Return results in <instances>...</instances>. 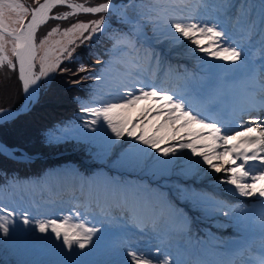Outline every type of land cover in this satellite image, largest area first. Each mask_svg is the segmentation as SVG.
I'll return each mask as SVG.
<instances>
[{
    "label": "snow or ice",
    "instance_id": "6c2138e0",
    "mask_svg": "<svg viewBox=\"0 0 264 264\" xmlns=\"http://www.w3.org/2000/svg\"><path fill=\"white\" fill-rule=\"evenodd\" d=\"M34 2L36 7L26 6L21 0H0V68L6 66L15 70L18 66L19 80L29 99L37 96L41 80L52 72H70L73 77L87 73L89 78L100 82L103 77L90 73L85 63H79L75 71L61 65L65 60L69 64L73 62L75 48L79 47L77 39L83 43L91 40L94 34L104 31L105 16L72 23L63 29L61 35L64 39L54 40L51 45L49 39L60 33V26L52 27L39 40V45L36 43L37 30L49 19L61 20L81 12L97 14L113 10L110 0L91 7L72 0ZM57 6L72 11L50 16L52 9ZM29 15L31 19H26ZM154 23L174 45L187 42L188 53L209 73L227 66L235 68L244 62L242 48L235 43L231 32L219 19L213 22L195 15L185 16L171 4L160 10ZM39 51H43L44 55L40 57L37 73L34 68ZM220 61L224 63H218ZM71 82L76 85L81 80L72 79ZM124 87L126 90L123 93L111 97L116 102H103L96 107L81 106L80 111L86 116L84 123L87 127L93 128L103 121L116 141L127 136L145 146L141 151L152 149L154 153L167 158L165 163H175L187 150L192 157H198L194 161H186L189 173H203L206 177L222 174L216 178V182L230 186L226 191L264 201V118L259 115L264 111V98L258 102V107L252 104L247 108H238L231 119H224L214 105L203 102L196 91L173 92L143 81H134ZM141 101L145 102L144 105H140ZM134 111L135 115L132 114ZM251 112L257 115L247 121L240 120L241 116ZM10 116V111L0 108V122ZM237 120H240L239 124L235 123ZM237 127L239 131L235 130ZM4 150L0 146V151ZM204 165L207 167L204 168ZM257 181L261 183L257 185ZM201 202L206 212H219L222 208H228L224 215L231 216L236 211L211 196L201 197ZM0 213H5L0 215V233L7 235L9 225L13 223L9 218H15L17 213L3 207H0ZM80 217L81 213L75 211L61 219L37 220L35 227L42 234L54 235L69 250L73 246L84 249L101 228L90 227L86 219ZM21 219L25 225L32 222L27 211ZM261 229L264 236V217L261 218ZM127 256L129 259L123 264H153L154 260L159 259L157 255L136 249L129 251ZM159 264L177 262L165 255L159 259Z\"/></svg>",
    "mask_w": 264,
    "mask_h": 264
},
{
    "label": "rangeland",
    "instance_id": "374dc122",
    "mask_svg": "<svg viewBox=\"0 0 264 264\" xmlns=\"http://www.w3.org/2000/svg\"><path fill=\"white\" fill-rule=\"evenodd\" d=\"M252 1L258 11L256 0ZM199 2L192 0L189 3L180 5L181 8H178V10L182 11L185 16L195 15L213 22L216 19L223 21L230 32L231 30L234 31L235 40L239 44L252 42L254 35L261 30L259 23L260 14L258 22L254 21L252 13H246L245 15L244 13L248 12L250 7L245 2L241 3V0H200ZM82 21L87 22L89 20ZM64 28L67 27L60 26V33L49 39V45L54 40L64 39L61 35ZM134 31L136 33V30ZM165 38L166 42L164 44L167 47L162 48L163 51L171 54L172 57V51L178 53L177 60L183 62L185 65L182 71L175 73L170 68L165 69L161 67L158 71L155 70L153 72L151 67H148L145 69L137 68L136 71L132 72H115V77L108 80L110 84L107 87L108 93L105 102H116L111 97L118 93H123L126 90L124 86L131 85L134 81L154 83L161 88H166L173 92H187L189 89L186 87V82H189V86L193 88L196 80L199 82L205 80L206 71L188 53L187 42L174 45L172 42L170 43L171 40L167 35H165ZM158 47L159 45L156 46V48ZM43 55V51L38 52L37 64L39 66L40 57ZM197 55L202 54L198 53ZM114 86L116 88H112ZM144 103V101H141L140 105H144ZM132 114L135 115V111ZM151 131L156 130L152 129ZM109 135H111L110 132ZM141 145L127 136L119 141H116L114 137L111 143L104 144L106 147V159H108L104 163V166L109 167V169L117 168L116 176L124 179L126 175H129V173L124 171L125 169L128 168L135 171L134 168L128 166L126 163L134 162L135 158L132 159V155L136 154L140 158H143L140 153L136 152V147ZM149 151V155L143 160V167L137 169L136 173L142 176L140 180L145 182V186L152 184L149 178H152L157 173H153L150 168L153 162L158 159L162 160L164 170L161 171H164L166 174L157 175V177L160 180L161 190L173 206V211H171L170 205L166 204L161 198H158L154 202L146 195L143 198L140 197L139 202L140 205L144 206L143 211L147 215L160 214L155 222H150V219H146V214L134 213L137 208L136 204L128 207L123 206L121 211H114L112 215H99L96 212H91V207L87 205L86 197H89L91 194L89 188L86 187L84 194L82 193L73 197L72 202L64 201L57 205L48 200L42 202V214L28 212L32 222L25 225L21 217L29 209L22 208L21 206L24 205L26 207V205L19 203V199L14 196L12 198H0V207L15 210L17 213L15 218H9L13 220V223L9 225L8 234L0 233V247L8 254L12 253L15 255L16 258L15 260L10 259L6 255L3 263L14 264L19 257L33 259L36 256H40L42 258L43 253L50 255L54 264H123V261L129 259L127 256L129 251L136 249L140 252H147V245L154 243L153 246L156 248V255L159 259H163L165 255H168L170 260H174L179 264L177 260L183 257V249L188 247L187 243L191 238L195 236L199 239L204 238L208 236L207 231L211 233H216L217 231L227 233L234 229V226L239 227L240 218L243 220L249 209V206H246L248 202L245 199L251 200L253 198L242 197L239 194L226 191L230 186L221 185L216 182V178L222 174L206 177L203 173L199 175L189 173L186 168V161L189 159L194 161L198 157H192L191 153L187 152V150L180 158L176 159L175 163H165L164 161L167 158L154 153L152 149H146L147 153ZM203 167L206 168L207 166L204 165ZM59 174L61 173H56V175ZM145 177H148V179ZM213 186L220 188L222 194L218 195L214 193L211 190ZM117 187L122 189L119 186ZM204 196L214 197L231 208L236 209V211L231 216L224 215L228 211V208H222L219 212H206L204 211L205 205L201 202V197ZM19 197L24 202V198L22 196ZM109 198L110 195L108 194L106 196L96 195L93 200L99 202L97 203L98 205L103 199L107 200ZM113 200L125 205L119 196L113 197ZM35 203L33 200V204ZM240 208H246V210L238 214L237 210ZM75 211L81 213L80 218L86 219L90 227L101 228V231L94 235L93 241L87 244L84 249L73 246V249L69 250L63 247L62 241H57L54 235L48 233L42 234L35 227L37 220L61 219L63 216L74 214ZM178 212L186 213L189 217V222H185L183 218H178ZM0 215H5V213H0ZM132 219L138 222V228L131 226ZM129 229L140 230L144 235L137 237V234L132 233ZM132 235L136 237L135 241H140L134 242L131 239ZM159 259L154 260L153 263L159 264ZM39 261L41 263L42 259ZM185 262L192 264L188 258H186ZM26 264L39 263L29 261Z\"/></svg>",
    "mask_w": 264,
    "mask_h": 264
},
{
    "label": "trees",
    "instance_id": "16d2710c",
    "mask_svg": "<svg viewBox=\"0 0 264 264\" xmlns=\"http://www.w3.org/2000/svg\"><path fill=\"white\" fill-rule=\"evenodd\" d=\"M127 33V28H112L110 31L100 36L96 42H91L87 46H84L83 51L77 52L78 54L76 53L71 64L65 60L62 65L71 67L72 70L75 71L79 63L82 62L87 65L90 73L100 75L97 68L98 61L114 62V57L116 56L113 49L114 45H116L118 40L123 42L128 40L127 38L125 40V37L128 36ZM126 46L127 47L123 51L119 52L120 55L130 56L133 52L135 53L142 47L136 41L130 43L126 42ZM69 78L71 81L72 79H80L81 83L68 87V85L72 84V82L69 81L67 84L60 86L62 82L69 80ZM100 83L101 81L97 82L89 78L87 73H80L75 77H73L72 74L66 76L60 74L52 86L46 90L43 89L41 92L42 95L39 97L38 103L32 108V111L22 116L23 118H29L35 120L36 123H40V129L36 134L39 146H37L34 151L41 154L66 153L68 151L72 153V156H70V154H63L62 157L65 156V158L74 159L77 164H80L84 158L89 157V154L78 146L81 141L73 137L76 133L75 130H73L74 132L71 135L59 138H57L59 135L50 137V132L52 131V134H56L58 130L51 127L56 123H63L64 120H69L76 125H81L84 122L82 117L84 113H81L80 108L82 105H87V103L91 101L92 93L90 94L89 92L90 85ZM49 89H51V91ZM20 97L16 73L6 67L0 68V107H16L20 102ZM23 124V122H20L17 129L22 128ZM8 130L13 131V129L7 128V131ZM50 138L53 140L52 142H50ZM34 139L36 140V138ZM42 140L45 142L42 143ZM100 163L101 161H99L98 165ZM44 170L45 168H40L41 173H43ZM101 170L103 172L105 171L102 168ZM11 172L14 173L12 174L14 177L13 182L17 181V179L20 178V174L19 172L15 173L14 163L0 157V181H8L5 175L11 174ZM40 172L38 174L35 173L34 177H37ZM18 184H20V182H18Z\"/></svg>",
    "mask_w": 264,
    "mask_h": 264
},
{
    "label": "bare ground",
    "instance_id": "6f19581e",
    "mask_svg": "<svg viewBox=\"0 0 264 264\" xmlns=\"http://www.w3.org/2000/svg\"><path fill=\"white\" fill-rule=\"evenodd\" d=\"M44 2V0L41 2V3H43ZM113 5V4H112ZM117 9V5H113V10H116ZM252 45H250V47L249 48H252L251 47ZM99 49V48H98ZM101 51V50H100ZM245 57L247 56L246 54L244 55ZM245 57H244V62H243V64H241V66L243 67L244 66V64H245ZM228 75H236V76H238L239 78H241V79H243V78H245V75H242V69L241 70H238L236 73H234V74H225L223 77H224V79H222L221 78V76H222V71H220V70H216L215 72H213V73H209L208 72V78L211 80V81H213V82H215V83H217L218 85H219V87H220V89H221V95H222V97H221V100H223L225 103H226V108H229V107H234V101H235V96H234V93L235 92H238L239 90L238 89H235V88H231V86L226 82V77L228 76ZM24 98H25V100H26V102H27V104L33 99H29V97L27 96V94H25V92H24ZM231 114H232V111L231 110H228L227 111V115L228 116H230L231 117ZM0 146H2L1 144H0ZM5 149V148H4ZM4 151H8L7 149H5ZM138 169V168H137ZM138 185V184H137ZM258 210H255L253 213H255V212H257ZM258 214V213H257ZM257 216V215H256ZM246 232H248V227L246 226V229L244 230V231H242L240 234H239V236H238V239L237 240H239V241H243V235H244V233H246Z\"/></svg>",
    "mask_w": 264,
    "mask_h": 264
},
{
    "label": "clouds",
    "instance_id": "9594fccd",
    "mask_svg": "<svg viewBox=\"0 0 264 264\" xmlns=\"http://www.w3.org/2000/svg\"><path fill=\"white\" fill-rule=\"evenodd\" d=\"M245 3H246V2H245ZM140 45H141V46H145V43L140 44ZM71 47H75V46H74V45H71ZM99 51H100V50H99ZM76 53H77V52H76V48H75V52H74V54H73L74 57H75ZM125 56H127V55H125ZM66 61H67V60H66ZM11 71H13V70L11 69ZM16 78H17V76H16ZM23 99H25L24 96H21V97H20V100H23ZM97 142H98V141H97ZM98 149H100V148H98Z\"/></svg>",
    "mask_w": 264,
    "mask_h": 264
}]
</instances>
